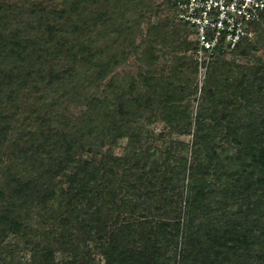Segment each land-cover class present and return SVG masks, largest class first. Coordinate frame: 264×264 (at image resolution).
I'll return each mask as SVG.
<instances>
[{"label": "trees", "instance_id": "trees-1", "mask_svg": "<svg viewBox=\"0 0 264 264\" xmlns=\"http://www.w3.org/2000/svg\"><path fill=\"white\" fill-rule=\"evenodd\" d=\"M152 2L0 0V264L13 239L22 264H85L90 247L103 264H264V15L230 52L252 62L218 55L191 116L188 29L171 14L136 44L146 13L172 12ZM130 54L147 69L118 77ZM70 106L84 108L74 123ZM153 118L191 134L189 158L142 147Z\"/></svg>", "mask_w": 264, "mask_h": 264}, {"label": "rangeland", "instance_id": "rangeland-1", "mask_svg": "<svg viewBox=\"0 0 264 264\" xmlns=\"http://www.w3.org/2000/svg\"><path fill=\"white\" fill-rule=\"evenodd\" d=\"M160 1L161 0H153L152 3L155 4ZM167 16L171 18V13L169 12L168 9H164L162 12L156 15H152L151 13L149 14L146 13L144 20H142V22L140 23V34L136 37L135 40L136 44H139L141 42L140 47H146L148 45V42L146 41L145 30L148 24L154 25V24L162 23L164 18ZM164 30L166 31V37H167L166 41L163 44L158 43L157 45H155L159 57L156 60V62L151 66V68L156 72L160 70H164V71L167 70V67L170 64V60L172 56L169 45V43H171V40L173 39V37L170 34L171 28L166 25ZM251 39H254V36ZM177 53L178 54L184 53L185 55L191 58V55L189 54L188 50H186V52L177 51ZM253 55L255 57H259L262 63L264 64V46L259 49H256L253 52ZM221 57H223L224 59H229V60H233L234 62H240V63L252 62L251 56L248 57V56H240L235 54L232 55L231 53H226L221 55ZM145 69H147V66H145L143 62L137 60V55L130 54L127 57L126 61L115 69L114 73H116L118 77L121 75L127 78L129 76H135L137 72L144 71ZM206 71L207 69L205 70L203 77L200 78V74H199L200 71L196 69V72L194 73V77H193V83L191 85L193 88H190L191 89L190 93L186 95L183 101V103H188L191 116H194V114L197 111V103L200 97V87L203 83ZM83 111L84 108L82 107L70 106L68 107L67 110H64V114L67 116V118L71 120V122L74 123L83 114ZM140 123L143 129L147 131L146 133L150 132L152 134V135H143L141 139L142 147H149L150 151L151 150L155 151V149L159 151L167 148V146L170 144L171 146L174 147L173 152H175L178 156L187 157L189 155L187 150L183 149L182 144L185 143L189 145L191 141V134H187V133L178 134L176 132H171L161 121L157 120L156 118H153L149 124L145 123L144 119H141ZM191 132L192 129L190 133ZM125 141L126 139L118 140L113 147H108V145H104L102 151L104 153L108 151H112L113 154L120 155L125 146ZM184 182H185L184 178L182 181L178 182V186H181L182 192H184V187H183ZM180 203H182V201H180ZM10 242L17 243L16 245L18 246V249L15 251L16 257L12 260V264L24 263V261L28 259V253L24 251L25 252L24 257L23 258L20 257L21 253H23V251L20 250L22 249V244L14 239L10 240ZM89 249H90L89 251L90 254L85 264H103V259L101 255L92 247H90ZM172 253H173V248H170L169 255H171ZM69 257H70L69 254L65 252H57V251L50 252V258L55 261L69 259Z\"/></svg>", "mask_w": 264, "mask_h": 264}, {"label": "built area", "instance_id": "built-area-1", "mask_svg": "<svg viewBox=\"0 0 264 264\" xmlns=\"http://www.w3.org/2000/svg\"><path fill=\"white\" fill-rule=\"evenodd\" d=\"M175 23L188 29L186 40L203 77L220 54L230 53L254 35L253 23L264 15V0H169Z\"/></svg>", "mask_w": 264, "mask_h": 264}]
</instances>
